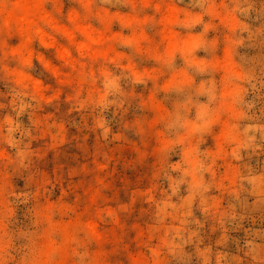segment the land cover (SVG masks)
Wrapping results in <instances>:
<instances>
[{
    "label": "rangeland",
    "instance_id": "1",
    "mask_svg": "<svg viewBox=\"0 0 264 264\" xmlns=\"http://www.w3.org/2000/svg\"><path fill=\"white\" fill-rule=\"evenodd\" d=\"M0 264H264V0H0Z\"/></svg>",
    "mask_w": 264,
    "mask_h": 264
},
{
    "label": "bare ground",
    "instance_id": "2",
    "mask_svg": "<svg viewBox=\"0 0 264 264\" xmlns=\"http://www.w3.org/2000/svg\"><path fill=\"white\" fill-rule=\"evenodd\" d=\"M25 10H26V8H25ZM27 10H28V8H27ZM27 10L25 11V16L21 19V22H25L27 27L31 28L34 24V20L31 16V14H29V12ZM95 41L98 42L99 40L95 39Z\"/></svg>",
    "mask_w": 264,
    "mask_h": 264
}]
</instances>
